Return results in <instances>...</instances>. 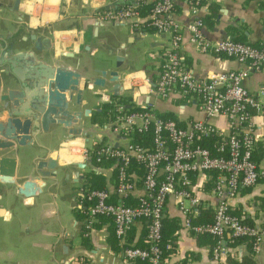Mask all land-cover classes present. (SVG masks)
<instances>
[{
  "label": "crops",
  "instance_id": "0c3cea01",
  "mask_svg": "<svg viewBox=\"0 0 264 264\" xmlns=\"http://www.w3.org/2000/svg\"><path fill=\"white\" fill-rule=\"evenodd\" d=\"M8 1V11L14 14L16 21L12 20V24L6 19L0 21V79L5 76V71L15 79L18 75L23 79L30 75L26 65L25 68L20 66L21 60L19 68L11 67L8 60L18 51H32L35 61L48 62L51 59L54 65L76 69L81 75L80 86L84 75H96L93 73L95 69L112 68L118 71L120 91L117 96L111 93V82L106 78L102 87L88 83L80 105L69 106V110L81 111L76 127L81 129L79 135L87 142L93 141L89 131L94 134L92 127L88 130L84 128V121L107 104L103 101L105 94L114 103L126 101L135 106H140V102L152 103L156 114L170 113L180 125L205 118L195 97L154 100L147 94H139L134 88L138 85L143 90L145 78L149 81L156 79L162 54L169 47L168 36L156 33L145 23L106 21L97 16L104 9L133 4L134 0H19L17 11L12 10L13 0H0V5ZM142 1L151 5L153 0ZM194 1L197 2V16L203 23L202 33L207 39L229 37L252 46H264V0ZM173 4V18L181 25L182 62L195 77L245 68L244 64L230 57L202 53L191 45L185 29L191 19L190 4L188 0H173ZM31 31L48 47L33 50V41L29 39ZM99 51L105 55L102 64L93 60ZM116 56L121 57L118 67H114ZM241 84L252 94L258 89L264 90V67L250 71ZM5 91V87H0V95ZM91 95L95 96L94 101ZM5 104L6 100L0 99V109ZM124 106L128 107L127 104ZM86 109H89V114L84 113ZM4 118L5 112L2 111L0 120ZM208 120L223 134L229 131L223 116ZM250 124L254 138L252 158L258 165H264V113H252ZM67 137V127L52 125L48 132L33 138L30 146H14L0 151V156L15 158L14 181H0V264H138L123 257L113 236L110 219L95 217L90 229L85 228L86 214L77 204L80 202V187L84 183L89 184L85 181L86 174H99L104 179L105 188H109L108 184L113 179L111 171L94 173L90 164L81 169L66 164L64 161H68L69 155L59 149V144ZM47 156L57 162L55 177H41L37 173V160ZM209 175L200 173L193 176L192 192L201 200V209L212 210L218 198L212 186L205 184L206 179L211 178ZM37 176L39 178L36 179ZM26 179H31L39 189L27 197L17 192V187ZM140 194L142 191L137 186L128 201H135L134 196ZM111 200L118 198L111 195ZM230 203L231 212L247 224L263 225L264 180L240 189ZM164 216L176 220L173 225L176 228L164 241V261L172 264H209L215 243L211 238L192 235L181 228L172 197L167 199ZM144 226L145 222L135 223L130 229L131 242L135 241L139 247L144 246L143 240L138 241L140 236H144ZM220 242L225 250V259L231 264H264V245L254 252L249 242L230 239L228 234L223 235Z\"/></svg>",
  "mask_w": 264,
  "mask_h": 264
},
{
  "label": "built area",
  "instance_id": "2783aa9c",
  "mask_svg": "<svg viewBox=\"0 0 264 264\" xmlns=\"http://www.w3.org/2000/svg\"><path fill=\"white\" fill-rule=\"evenodd\" d=\"M142 0H134L97 13L100 20L142 23L159 34L167 35L169 47L162 54L157 77L145 78L144 88L136 85L139 94L154 100L195 97L205 115L203 119L180 125L176 119L161 117L152 103H141L139 110L126 112L105 94L103 101L113 104L114 114L104 123H92L93 141L80 135L68 136L59 149L69 155L66 164L92 165L91 171H111L109 188L79 189V208H85V228L90 229L95 217H106L112 224L113 236L129 262L138 264H172L164 261L160 240L162 217L167 199L172 197L180 216L181 228L189 234H208L215 238L209 264H231L225 259L221 244L223 235L248 239L256 252L264 245V226L250 225L231 212L230 200L242 188L264 180V165L251 158L254 142L250 117L264 113V90L249 93L241 84L250 71L264 67V46L256 47L229 37L209 40L202 33L203 23L197 16V2L188 0L190 21L186 24L187 41L202 53L221 54L245 65L243 69L214 72L197 78L185 67L180 54L181 25L173 18V0H153L149 11L141 16ZM223 116L229 131L223 134L209 118ZM142 135L148 143L133 140ZM216 136L212 151L198 143L203 137ZM141 170L140 174L131 168ZM212 191L218 198L210 221L195 222L193 216L201 200L192 192V178L211 173ZM135 202L125 203L137 190ZM111 195L118 200L112 201ZM145 222L144 246L126 244V235L135 223Z\"/></svg>",
  "mask_w": 264,
  "mask_h": 264
},
{
  "label": "water",
  "instance_id": "95a60500",
  "mask_svg": "<svg viewBox=\"0 0 264 264\" xmlns=\"http://www.w3.org/2000/svg\"><path fill=\"white\" fill-rule=\"evenodd\" d=\"M19 0L12 1V10L17 11ZM21 16L18 17L20 19ZM25 39V38H24ZM29 39L33 41V50L40 51L48 47L42 44L40 38L30 32ZM32 51H18L8 61L11 67L25 68L27 66L30 75L23 79L12 78L5 71V76L0 79V87L6 91L0 95V99L6 100V104L0 109L5 112V118L0 120V151L10 148L30 146L33 138L40 133H46L52 125L67 127L68 136L79 135L81 129L76 127L81 118L80 110H69V106L78 107L83 91L87 84L102 87L105 80L111 82V93L117 96L120 91V77L116 69H95V76L84 75L80 86V73L65 65L52 64L51 59L36 60ZM121 57L116 56L114 67L119 66ZM14 72V71H13ZM89 114V109L84 111ZM36 170L41 177H55L57 162L47 156L38 159ZM78 169L84 165H76ZM15 172V158L12 156H0V181L13 182ZM77 174V173H76ZM39 178L38 176L35 177ZM39 191L31 179L24 180L17 187V192L23 196L33 195Z\"/></svg>",
  "mask_w": 264,
  "mask_h": 264
},
{
  "label": "trees",
  "instance_id": "16d2710c",
  "mask_svg": "<svg viewBox=\"0 0 264 264\" xmlns=\"http://www.w3.org/2000/svg\"><path fill=\"white\" fill-rule=\"evenodd\" d=\"M122 5H126V4H121ZM151 5H146L141 3L138 7L139 13L141 16H144L150 9ZM144 22H142V24H144ZM234 40V39H233ZM238 41V40H236ZM117 104L122 105V108L124 111L129 112L132 110H139L140 107L139 106H135V105H131L126 103V101L124 102H116ZM128 105V107H125L124 105ZM114 108H113V104H106L100 107L99 111H95L93 113H91L90 115V120L92 123H104V121L106 120L107 117H110L114 114ZM161 117H167V118H171V119H175L174 115L170 114V113H163V114H157ZM133 140L135 142L141 143L144 141V143H148L147 140H145V138L140 135V134H133ZM217 142V138L216 136H211V137H203L201 139H199L198 143L202 146H205L207 148H209L211 151L213 149L214 144ZM254 143V142H253ZM253 149V146H252ZM251 158H252V151H251ZM253 160V158H252ZM254 161V160H253ZM255 162V161H254ZM131 168H133L134 171H136L137 173L140 174L141 170L138 169L137 166H135L134 164L131 166ZM211 176V178L206 179L205 184H208L209 186H212V178L215 175L213 172L209 173ZM88 176V175H87ZM86 176V178H88ZM95 177L94 181H92L91 183L89 182V184L84 183L85 186H87L88 188H104V179L103 177H101L99 174H94L93 175ZM87 181V180H85ZM131 198L128 197L126 199H124L125 203H131L133 204L135 201H128ZM133 200V199H132ZM85 212V208L83 210ZM199 212V213H198ZM195 213V216H193V220L195 222H200V221H210L211 218V213L212 210L206 208V209H201L199 206V211ZM162 228H161V240H160V248H161V254L162 256H164V249H163V245H164V241L166 240V238H169L171 231L176 228V226L173 227L174 224H176V220L173 218H167L166 216H163L162 219ZM242 222L246 223L245 221H243V219H241ZM144 222V221H143ZM247 224V223H246ZM264 226V224L262 225ZM145 227V226H144ZM197 235H202L208 238L212 239V242L215 243V238L212 235H208V234H196ZM132 236L130 233V230L128 231L127 235H126V244H132L134 246H136V242H131ZM230 239L233 240H245L247 242H249L248 239H244V238H237L234 239L232 237H230ZM143 240V235L139 237L138 241ZM235 264V263H232Z\"/></svg>",
  "mask_w": 264,
  "mask_h": 264
},
{
  "label": "rangeland",
  "instance_id": "374dc122",
  "mask_svg": "<svg viewBox=\"0 0 264 264\" xmlns=\"http://www.w3.org/2000/svg\"><path fill=\"white\" fill-rule=\"evenodd\" d=\"M9 3H10V1L0 5V21H1V19H6V20L9 21V24H10V21H11V24H12V20L15 23L16 19L13 17L14 14H12V13L10 14L9 11H8V9L10 8ZM5 13H7V15H5ZM0 27H2V24H0ZM93 60H95V62H97V63L102 64L103 61L105 60V55L101 51H99V52H97L94 55ZM90 97H91V100H93V101L95 100V96L94 95H91ZM91 125H92V122H91L90 118L89 119H85L84 125H83L84 128L88 130L91 127ZM89 137H90V140L94 139L91 131H89ZM89 143H90V141L87 144H89ZM85 170H87V169H85ZM86 175H88L87 176L88 178L85 179V180H87L86 182H90L91 183L92 181H94L95 177L91 173L88 172V174H86Z\"/></svg>",
  "mask_w": 264,
  "mask_h": 264
},
{
  "label": "flooded vegetation",
  "instance_id": "af4514ba",
  "mask_svg": "<svg viewBox=\"0 0 264 264\" xmlns=\"http://www.w3.org/2000/svg\"><path fill=\"white\" fill-rule=\"evenodd\" d=\"M32 46H33V44H32Z\"/></svg>",
  "mask_w": 264,
  "mask_h": 264
}]
</instances>
